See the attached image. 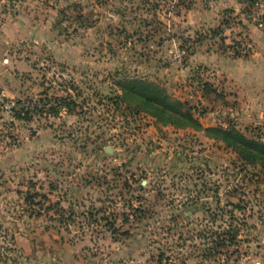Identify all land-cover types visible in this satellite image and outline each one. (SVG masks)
I'll use <instances>...</instances> for the list:
<instances>
[{"label": "rangeland", "instance_id": "1", "mask_svg": "<svg viewBox=\"0 0 264 264\" xmlns=\"http://www.w3.org/2000/svg\"><path fill=\"white\" fill-rule=\"evenodd\" d=\"M263 9L0 0V264H264V169L204 130L264 142V119L237 116L232 93L246 97V63L262 56ZM126 77L201 127L123 99ZM55 98L78 107L32 111Z\"/></svg>", "mask_w": 264, "mask_h": 264}, {"label": "trees", "instance_id": "2", "mask_svg": "<svg viewBox=\"0 0 264 264\" xmlns=\"http://www.w3.org/2000/svg\"><path fill=\"white\" fill-rule=\"evenodd\" d=\"M115 85L120 89L123 99L126 97L139 100L143 107V111L157 118L164 124H178L182 126H190L193 128L201 127L191 114L182 110V103L171 100L166 91L157 84L126 77L119 80ZM43 102V100H41ZM59 107L71 109L78 105L65 98H55L52 104L43 106L37 110L36 106L32 107L34 112L42 113L46 111L51 115L59 114ZM30 112L26 110L23 115L16 114V118L24 121L30 119ZM209 138L223 141L227 146L234 149L240 157L252 164H259L264 169V142H256L245 138L235 129L224 130L219 127H211L204 129Z\"/></svg>", "mask_w": 264, "mask_h": 264}, {"label": "crops", "instance_id": "3", "mask_svg": "<svg viewBox=\"0 0 264 264\" xmlns=\"http://www.w3.org/2000/svg\"><path fill=\"white\" fill-rule=\"evenodd\" d=\"M259 38L264 40L262 36ZM254 46L255 48H262L263 51L260 58H255L253 54L249 58V63H246L248 67L246 71L248 90L246 91V97L244 99L242 98L243 95L239 86H236V89H233L232 93L237 95V98L234 99L239 102L237 105L239 107V113L237 112L235 114L237 116H243L246 121L260 122V120L264 119V43L260 45L254 43ZM237 71L238 69L231 72L236 73Z\"/></svg>", "mask_w": 264, "mask_h": 264}, {"label": "built area", "instance_id": "4", "mask_svg": "<svg viewBox=\"0 0 264 264\" xmlns=\"http://www.w3.org/2000/svg\"><path fill=\"white\" fill-rule=\"evenodd\" d=\"M252 1V3L256 6V7H259V6H264V0H250ZM262 16H264V9L262 10Z\"/></svg>", "mask_w": 264, "mask_h": 264}]
</instances>
